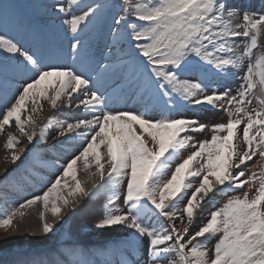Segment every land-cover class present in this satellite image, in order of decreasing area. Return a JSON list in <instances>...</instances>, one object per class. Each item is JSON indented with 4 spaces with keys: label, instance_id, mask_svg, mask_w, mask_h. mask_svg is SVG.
Here are the masks:
<instances>
[{
    "label": "snow or ice",
    "instance_id": "obj_1",
    "mask_svg": "<svg viewBox=\"0 0 264 264\" xmlns=\"http://www.w3.org/2000/svg\"><path fill=\"white\" fill-rule=\"evenodd\" d=\"M260 5L53 0L26 8L0 2V133L14 122L33 148L47 145L44 150L56 154L50 167L58 172L41 194L17 204L5 201L0 229L18 230L17 218L42 203L44 209L51 205L55 222L40 211V230L53 233L63 208L83 206L76 196L90 200L102 191L106 202L93 227L123 229L104 248H9L12 259L3 264H264V170L242 179V166L264 158V52L258 51L264 0ZM233 80H239L235 88ZM43 102L65 118L49 116L37 133L27 125L36 124L33 114ZM209 109L223 111L227 121L209 126L186 115ZM205 131L210 138L195 139ZM18 144L8 133L4 147L12 150L13 165L29 151L16 150ZM79 170L100 182L86 190ZM10 174L5 168L0 179ZM245 185H258L251 197L228 195ZM214 196L228 198L191 231Z\"/></svg>",
    "mask_w": 264,
    "mask_h": 264
},
{
    "label": "rangeland",
    "instance_id": "obj_2",
    "mask_svg": "<svg viewBox=\"0 0 264 264\" xmlns=\"http://www.w3.org/2000/svg\"><path fill=\"white\" fill-rule=\"evenodd\" d=\"M85 2H88V0H85ZM109 2H117V0H109ZM233 2L236 3L237 5L254 7L257 10H259V8L261 7L260 0H233ZM93 34H96V32H93L92 35ZM258 51L264 52V37H261L260 48ZM255 54L256 53H254V58H255ZM230 84L233 88H235L238 86L239 80L230 81ZM69 110L72 111V109ZM186 115H190V116L198 115L201 121L202 122L207 121L206 124H208L209 126L216 123H225L227 121V115L223 111H214L211 109L207 110L206 112H199V113L189 111L186 113ZM9 128H11L10 132L12 131V134L17 133L18 131L17 129L16 130L14 129L16 128L15 126L14 127L10 126ZM7 134L6 131L4 130L3 133H0V135L3 136L4 138H7ZM210 136H211L210 131H205L202 134H198L199 140L208 139L210 138ZM19 145L22 146L23 143L22 144L20 143ZM190 150L191 149L182 152L179 159L174 161L172 167L174 168L175 164L179 163L180 160L183 159ZM242 167L244 168L245 171V177H242V179H246L247 176L252 174L253 172L259 175L260 171L264 170V158H260L257 155L256 157H253L251 161L247 162V166H242ZM16 170H17L16 166H13L11 167L10 172ZM53 170L54 169H51L52 172L55 171ZM55 174L58 173L54 172V175ZM105 175H107V173H105ZM169 176L170 173L169 175H166L163 179L166 180ZM99 182L100 181L96 183ZM256 186L258 185H255L252 188H250L249 185H245L242 189H239L235 192H230L228 195L242 196L244 192H249L251 197V195L254 192V187ZM41 193L42 192H40L39 194ZM227 198L228 196H214L211 199L212 202L209 201L206 205H204V210L201 213L200 219L196 220L195 226L192 227L190 230L193 232L196 231L197 228L200 226L204 217L211 210H214L213 206L215 205L216 207H219L226 201ZM69 199H72V197H69ZM80 201L83 204V206L79 208V211H75V212L71 211L69 213V216L62 222V225H60L54 239L51 238L53 236L52 235L53 233L40 237L30 234L27 230L23 232H19L17 233L18 234L17 235L10 231L5 232L3 229H0V264H3V261L5 259H9V260L12 259V257L8 252L9 248L11 249L12 252H20V253H28V252L45 253L53 248H60L68 243H74L77 247L88 248V249L104 248L112 241L116 240L120 234H122L123 229H121L119 226L116 227L115 231L98 230L93 227L94 221L97 220L99 217H101L103 214V205L106 202L105 192L102 191L100 194H98L96 197H93L90 200H87V198H83ZM182 208H183V202L180 205H178V209H182ZM176 224L180 228L183 227V225L179 221H176ZM5 236L9 238L8 241H4L3 238ZM215 239H218V237L214 238L209 243L208 245L209 248H211L214 245Z\"/></svg>",
    "mask_w": 264,
    "mask_h": 264
},
{
    "label": "bare ground",
    "instance_id": "obj_3",
    "mask_svg": "<svg viewBox=\"0 0 264 264\" xmlns=\"http://www.w3.org/2000/svg\"><path fill=\"white\" fill-rule=\"evenodd\" d=\"M63 1L67 2V0H61V2ZM0 2H3V0H0ZM14 2L20 5H23L27 8V6H30V5H46V4L52 3L53 0H14ZM29 10L33 12H41V13L44 11L43 8H31ZM9 34L13 35L14 30L9 29ZM92 36L93 38H95L96 34H93ZM65 62H70V58L68 61H65ZM43 103H44V107L42 108V110H39L38 114H33V118L36 121V124L27 125L28 129H32L33 127H35L37 133L39 132V127L43 125V123L46 121V119L49 116H55L56 119L65 118V113H61L56 109H52L47 104V102H43ZM119 107L123 108L124 106H119ZM71 112L72 111H70L69 109L67 110V115L69 119L71 118ZM12 126L13 127L15 126L14 122ZM14 129L16 130V128ZM10 130L11 128H9V126H5L4 131H6V134L12 133V131L10 132ZM13 135L16 136L18 140H20L21 144L23 143L22 146L18 144L16 146V150H18L21 147H24L28 149L29 151L22 154L21 160H19L16 165H13L10 162V156H11L12 150H6L4 147V144L7 138H4L3 136L0 135V176L4 175L5 168H7L9 172H10L11 167L13 166H16V169H17L16 171L10 172L11 174L8 176L7 181L0 179V209L3 208L5 201H7L9 204H17L19 202H22L25 198H29L37 194L39 195L40 192L46 189L48 182L51 180H54L55 176L57 175V174L54 175V173L49 172L50 174L47 173L45 175L46 177L44 178V176H39L37 173L38 170L43 169L42 167L44 166L46 167L47 165L50 166L51 163L53 162L52 161L53 159L54 160L57 159V158L55 159L53 152L44 150L47 147L46 145H43L42 147H39V148H33L32 145L28 143L26 138L20 135L19 131H17V133ZM195 139L199 140L198 134L196 135ZM51 142L52 140L51 138H49L48 143L50 144ZM37 144L39 145L40 142L37 141ZM77 147L79 146L77 145ZM69 151H71V149ZM63 156L64 155H62L61 153L60 157L63 158ZM5 157H9V160L6 161ZM66 158L67 157H64L62 160L59 159V163H64ZM27 166L30 168H27ZM80 168L82 169V163L80 164ZM90 171L95 172V168L93 167L92 169H90ZM55 172H57L56 169H55ZM105 173H107V165H105ZM169 173L170 172H168L166 175H169ZM78 177L82 182H84L83 187L86 190L90 189L93 186V183H96L99 181L98 176L89 177L88 173L83 170L78 171ZM37 183L40 185H37ZM69 183L72 184L70 178H69ZM6 184H7V188H5ZM36 186H39V187H36ZM23 187L27 188L28 191L21 193V190ZM11 193H16V194L12 195ZM64 195L67 196V192H65ZM12 196H17V199L13 198ZM83 198L84 197H81V196L75 197V199L77 200H82ZM51 199L52 197H50V200ZM209 201L212 202V200H209ZM207 203H205V205ZM50 207L51 205H49V209ZM49 209H44L42 203H37L36 205H33L27 208L25 210V216L22 219L17 218V220L15 221L16 225L18 226V230L13 231L10 228L8 231L14 234H17L19 232H23L27 230L32 235L40 236V237L44 236L45 234H43L42 231L40 230V226L42 222L40 221V218H39V212L45 211L46 219L48 220V222H55V218L52 217ZM70 212L71 210L69 208H65V209L63 208L62 213H61V216L63 218L59 222H56L55 230H57L58 227L62 225V222L66 219V217L68 216Z\"/></svg>",
    "mask_w": 264,
    "mask_h": 264
}]
</instances>
